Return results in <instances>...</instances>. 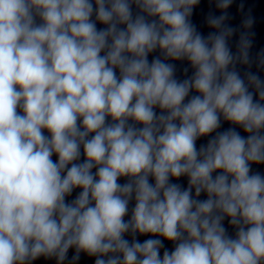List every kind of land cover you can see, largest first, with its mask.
Wrapping results in <instances>:
<instances>
[{
	"label": "clouds",
	"instance_id": "1",
	"mask_svg": "<svg viewBox=\"0 0 264 264\" xmlns=\"http://www.w3.org/2000/svg\"><path fill=\"white\" fill-rule=\"evenodd\" d=\"M213 2L0 0V264H264V50Z\"/></svg>",
	"mask_w": 264,
	"mask_h": 264
}]
</instances>
